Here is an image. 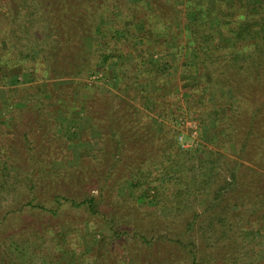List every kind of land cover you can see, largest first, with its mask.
Instances as JSON below:
<instances>
[{"label":"trees","instance_id":"obj_1","mask_svg":"<svg viewBox=\"0 0 264 264\" xmlns=\"http://www.w3.org/2000/svg\"><path fill=\"white\" fill-rule=\"evenodd\" d=\"M56 1L57 3L55 0H0V15L5 16V20L0 19V86H4L3 91H0V110L12 114L8 119L11 123L10 127H17L15 122H18L21 113L31 110L36 100L42 106V101L38 100L39 95L50 89H58L60 94L67 97L61 100L56 99V104H54L56 108L51 110L54 113V118L58 115L64 116L65 119L75 118L74 115L79 109L77 104L80 86L72 83L63 85V80H73L74 77L82 71L90 69L91 65L95 63L90 61V52L87 55L84 54L85 52L81 53L84 51L86 43H81V41L83 42L82 37H78L74 32L76 17L75 13L68 8L72 9V2L76 0ZM90 1L94 3V0ZM149 2L155 3L154 0H127L124 2L126 12L119 14L115 11L118 7L116 0H110V6L106 5V8L111 7L112 24L105 27V19L103 15H100L98 17L99 19L103 17L101 22L104 23V26L97 27L90 24V27L87 28L90 29L87 31L92 30L88 40V46H92L91 53L101 47L102 58H105L103 54H106V59L111 61H118L125 57L124 54H119V49L123 47L119 42L121 38L118 39L112 32L117 29L120 21H129L127 30L122 29L124 37L125 35L129 36L126 46L132 49L129 63L135 67L134 58L136 57L140 63L139 70L138 64H136L137 71H134L136 74L132 85L136 86L137 92L144 95L143 105L145 107L153 102L151 110L166 117L171 113L167 112L166 108L158 111L157 107L162 105L163 97L160 92L168 93V89L165 88V82L162 81L159 84L158 79L160 74L162 76L166 72H170L173 63L168 60V56L163 57L160 52H157L155 47L162 46L166 47V50H176L175 53L184 49L188 52L194 51L198 58V65L190 67L189 74L194 78L186 86V91L183 92L186 101L185 109L194 107L195 112L201 113L203 119L212 118L216 143L219 145L237 143L240 150L238 155L241 157L248 155L246 151L249 152L250 149L246 146L247 140H258V137L264 139L263 127L261 130H254L258 116L264 110V0H178L179 3L177 0H173L171 5L167 6L165 3L164 7L163 5L159 6L160 10L149 5ZM177 6L186 16L184 23L186 27L183 28L184 43H178L179 46L175 47L172 45L176 42L175 36L173 31L168 29L178 24L177 18L175 17L176 20L168 24H166V19L168 14L175 12ZM100 13L102 14L101 10ZM3 22H6V30H2ZM134 23L140 24L141 27L138 31L134 29ZM77 37L81 40L79 43H76ZM98 37L105 38V49ZM108 42L111 46H108ZM2 43L6 47H2ZM155 53L158 54V57H154ZM128 58L127 55L125 59ZM13 69H19L20 75L29 74L28 80H19V85L15 87L6 86L2 80L12 75ZM26 90L32 91V99H25L24 94L28 93L24 92ZM155 93H159L157 96L161 98L160 101L150 96ZM28 103L32 104L28 105ZM247 104H250V109L246 114ZM84 108L86 115L91 119L92 129H97L99 136L96 146H99L100 149H97L96 152H93L95 150L93 149L90 152H93L91 155L101 162L102 173L96 171L97 167L92 163L88 165L89 169L87 168V170L83 166L77 168L76 165L75 169H72L73 171L70 169L64 174L68 181L74 183L82 178L87 181L88 178L89 183L92 184L93 178L99 173L103 177L118 169L125 179L123 182L116 183L115 187L124 182L130 183L126 186H124L125 183L123 184L122 196L131 188V196L136 202L141 203L151 195L152 190L154 198L161 206L171 205L176 208L175 216L179 218L183 212L182 208L190 205L192 199H195L194 189L207 188L213 183L214 189L206 190L204 195H201L205 202L203 209L196 210L184 219L182 217L181 222L184 225V230L177 235L178 237L171 236L174 230L173 225L170 227L167 225L163 229L164 232L159 230L152 236L154 238L166 237V239H170L169 242L179 244L178 239L182 237L183 232L186 231L191 236L196 233L200 238L197 240L200 243L203 240V244L212 248L214 254L217 252L220 255L219 260L225 264H264L259 256V252L264 249L263 239L259 237L258 240H249L246 237L247 234L245 235L246 230H250L251 234L248 236L253 235L255 231L256 233L264 231V223L253 231L247 229L246 226H239L233 215L229 216L234 207L243 209L247 204L253 205L255 208L264 206L263 194L258 193L261 188L257 187L258 191L255 190L254 195L247 196L251 185H259V183H263L262 181L254 180V182L244 176H239L237 171L243 169L244 166L237 161L227 162L226 171L221 170L214 175L218 176L222 173L221 177L219 176L221 180H218L213 177V174L212 176L209 174V167H211L212 161L224 157L223 152L208 148L180 150L174 146L175 143L171 139L164 135V151L160 159L154 163L160 165L161 173L164 175L173 174L175 177L161 181L156 174L151 177V180L142 182V175H150V168L147 165L158 155H149L152 153L149 150L148 154L146 151L140 152L135 159L132 155H136V152L133 154V150H128L127 154H123L119 153V148L129 136L134 140L150 141L152 135L146 132H157L153 122L149 119L145 123L137 125L135 120L137 111H131L127 118L135 123L130 126L131 135L124 136L125 134L119 128L122 127L121 125L117 128H105L103 122H96L101 118L94 116V106H84ZM35 109L38 110L39 107ZM145 112L147 115L150 114ZM149 117L151 118V116ZM107 142L110 143V146H107ZM256 147L259 149L261 146ZM113 148L114 151L111 150ZM140 148L141 151L145 149L142 146ZM15 150L17 148L13 147V152ZM116 152L121 157H114ZM107 155H110L111 158ZM180 157L182 159H179ZM186 158L194 161L196 165L186 164L184 166L183 160ZM10 159L11 157L4 152L1 154L0 209L9 205L11 193L15 190L18 191L26 183L20 180L19 176L18 179L15 177L18 172ZM104 160H107V164L104 163ZM120 162H122L121 168L118 167ZM38 163L44 178L56 174V171L47 170L44 167L45 161L40 163V161H33L30 158L25 164L23 161V169L33 173L37 169L35 165ZM16 166L22 168L20 165ZM185 169L193 170V174L188 176ZM246 169L251 170L247 167L244 168L245 172H241L242 175H245ZM85 172H88L86 177ZM12 173L15 175L11 178ZM30 181H32L31 177ZM26 185L28 184L26 183ZM96 185H99L100 190L105 186L104 182ZM29 188L33 190L32 186ZM32 197L29 203L35 208L55 214L57 209L47 207L45 201L42 200L33 204V201L37 200V196ZM54 199L57 202L59 199H63L72 207L82 208L93 217H104L106 214L99 208L96 197L87 191L81 192L77 196L58 194L54 196ZM188 200H190V204ZM107 222L112 224L114 218H107ZM112 228L114 233L120 235L114 224ZM121 232L124 233V230ZM133 235L147 245H150L151 239L154 240L153 237L148 238L144 235L140 229L134 230ZM185 247L192 257V264H208L207 260L214 259L211 251L210 258H197L196 250L198 248L195 242H189ZM211 264L219 263L212 262Z\"/></svg>","mask_w":264,"mask_h":264},{"label":"rangeland","instance_id":"obj_2","mask_svg":"<svg viewBox=\"0 0 264 264\" xmlns=\"http://www.w3.org/2000/svg\"><path fill=\"white\" fill-rule=\"evenodd\" d=\"M109 1L94 0V5L90 0H76L72 2L71 7L73 10L70 7L68 8L75 13L76 28L74 32L83 39L82 42L77 37L76 43L80 41L86 43L84 51H81V53L85 52L84 54L87 55L90 52V61L95 63L91 65L90 69L88 68L74 77L73 80H63V85H71L72 83L80 86L78 92L79 102L77 104L79 109L74 115L75 118L65 119L62 115L54 118V113L51 110L56 108L54 105L56 99L67 98L66 95L60 94L58 89H50L40 93L38 100L42 101V106L39 105L37 100L34 103L32 102V109L21 113L18 122H15L17 127H10L11 123L8 119L11 118L12 114L0 110V157L3 152L10 156V162L15 164L18 172L15 177L18 179L19 176L20 180L28 184L25 183L18 191L12 192L9 196V205H4L5 207L0 209V264H192V257L185 247L189 242L196 243L199 250H196L197 258L204 257L208 259L211 257V251L214 259L207 260L208 264L212 262L225 264V262L219 260L220 255L217 252L214 254L212 248L203 244V240L202 243L197 240L199 237L196 233L191 236L186 231L183 232L182 237L178 239L179 244L169 242L170 239H166V237L154 238L152 236L159 230L164 232L163 229L167 225L169 227L173 225L174 230L171 236L178 237L177 235L184 230V225L181 222L182 217L184 219L196 210L201 211L205 204L201 195H204L206 190L212 191L215 185L211 182L212 185L207 188H195L193 192L196 197L192 199L191 204L188 200L190 205L182 208L183 212L180 218L175 216V211H177L175 207L171 205L161 206L154 198L152 190L151 195L147 196L141 203L136 202L131 196V188L122 196L123 187L130 183L124 182V186L122 184L115 187L116 183L123 182V179H125L118 169L112 171L110 175L101 177V168H103L101 162L91 155L97 149H100L99 146H96V140L99 136L97 129H92L91 119L86 115L84 106H94V116L101 118L96 122H103L105 128H117L121 125L122 127L119 128L125 134L124 136L131 135L130 126L135 123V121L131 122V119L127 118L131 111H137V114H135L137 125H141L149 119L153 122L157 132H146L152 135L150 141L134 140L129 136L121 143L119 148V153L123 154H127L128 150H133V154L136 152V155H132L135 159H137L140 152L146 151L148 154L149 150L152 151L149 155H158L147 165L150 168V175H142V182L151 180V177L156 174H158L161 181L175 177L173 174L164 175L160 172V165L154 163L160 159L164 151L165 135L180 150L208 148L223 152L224 157H217L219 159L212 161L210 163L211 167H209V174L211 176L213 174V177L218 180H221L220 175L222 173L218 176L214 175L221 170L226 171L227 162L237 161L244 168H250L251 170L246 169L245 175L241 174V172H245L243 171L244 168L240 171L238 169L237 174L249 180H259L263 183L251 185L247 196L254 195L258 187L261 188L260 191L257 190L258 193L263 194L264 197V139H259L256 135L258 140H247L246 146L250 151H246L248 155L241 157L238 155L240 150L237 143H222L220 145L216 143L212 118L203 119L201 113L195 112L194 107H187L188 110L185 109L186 101L183 92L186 91V86L194 78L193 75L189 74V71L191 66L194 67L197 64L198 59L194 51L188 52L184 49L175 53L176 50H166V47L163 48L162 46L155 47L157 52H160L163 57L168 56V60L173 63L170 72H166L167 74L165 73L162 76L160 74L158 79L159 84L162 81L165 82L168 93L160 92L163 100L162 105L158 106L157 110L161 111V109L166 108L165 110L171 114L165 117L152 111L153 102L145 107L143 105L144 95L137 92L135 90L136 86L132 85L136 74L134 71H137L136 64H138L139 70L140 63L137 57L134 58L135 67L132 63H129L132 49L126 46L129 42L127 41L129 36L125 35L124 37L122 31V29L127 30L129 21H120L117 29L112 32L118 39L121 38L119 42L120 46L123 45V47L119 49V54L122 53L125 57L128 55V59L122 57L118 61L107 60L106 54H103L105 58L101 56L103 52L101 47L96 52L91 53L92 46H88V40L92 33V30L87 31L90 30L87 29L90 24L97 27L104 26V23L101 22L103 17L105 27L112 24L111 7L106 8V5L110 6ZM125 1L127 0H116L118 7L115 11L117 13L126 12ZM154 1L155 3L149 2V5L158 9L161 5L164 7L165 3L167 6L171 5L173 0ZM55 2L57 3L56 0ZM100 15H103V17L99 19ZM175 17L178 24L173 25L168 30L173 31L175 36L176 42L172 45L178 47V43L184 41L183 28L186 27L184 25L186 16L178 6L175 8V12L168 14L166 24L175 21ZM0 19L5 20V16L1 14ZM6 22L2 23V30L7 29ZM139 27H141L140 24L134 23L135 30L138 31ZM98 40L105 49V38L98 37ZM111 42L114 41L111 40ZM108 43V46H111L110 42ZM1 46L6 47L4 43ZM154 57H158V54L155 53ZM125 65L128 66L125 67ZM123 70H125V73H123ZM11 73L12 75L8 76L7 79L2 80L6 86H18L19 80H28L30 76L29 74L20 75L19 69H13ZM152 86L154 85L152 84ZM3 89L4 86H0V91H3ZM24 92H28L24 94L25 99H32L33 93L31 90ZM1 94L3 93L1 92ZM158 94L155 93V95L150 96L160 101L161 98L157 96ZM32 103H28V105ZM36 107H39V109L36 110ZM249 109L250 104H247L246 114ZM144 110L150 114L147 115ZM259 115L254 130L264 128V110ZM107 146H110L109 142H107ZM141 146L145 148L142 151ZM256 146L261 147L256 149ZM13 147L17 148L14 152ZM93 149L95 150L90 152ZM111 150L114 151V148ZM107 157L111 158L110 155H107ZM114 157L121 156L116 152ZM181 157L179 159H182ZM28 158L33 161H40V163L45 161L44 167L47 170L56 171V174L44 178L39 163L35 165L37 169L33 173L23 169V161L25 164ZM213 158H215L214 155ZM183 161L185 162L184 166L186 164L196 165L194 161L192 162L187 158ZM91 163L97 167L96 171L101 172L93 178L92 184L89 183L88 178L87 181L82 178L80 181L72 183L64 177L66 171L75 169L76 165L77 168L83 166L87 170L88 165ZM104 163L107 164V160H104ZM16 165H20L22 168H18ZM118 167H122V162L119 163ZM185 171L188 176L193 174V170L185 169ZM14 175L12 173L11 178ZM86 175H88V172H85V177ZM30 177L32 181H30ZM101 182H104L105 186L100 190L99 185L96 184ZM29 186H32L33 190ZM86 191L96 197L99 208L103 213L106 212V216L93 217L82 208L72 207L63 199H59L58 202L54 199V196L58 194L77 196ZM35 195L37 200H34L33 204L41 200L45 201L47 207L57 209L55 214L37 209L30 204L29 201ZM233 209L229 216L233 215L236 224L239 226H246L247 229L254 231L255 228H259L264 223V206L255 208L253 205L247 204L243 209L238 207ZM110 217L114 218L112 224L107 222V218ZM113 224L120 235L114 233ZM136 229H140L148 238H154V240L151 239L150 245L143 243L140 238L133 235ZM121 230H124V233ZM249 234H251L250 230H246L245 235L249 240H258L261 237L264 242V231L259 233L255 231L253 235L248 236ZM259 256L264 261V249L259 252Z\"/></svg>","mask_w":264,"mask_h":264}]
</instances>
